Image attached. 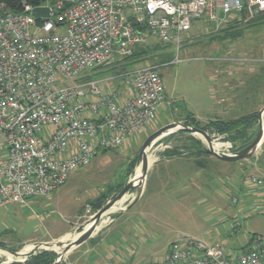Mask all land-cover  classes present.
I'll list each match as a JSON object with an SVG mask.
<instances>
[{"label":"built area","instance_id":"2783aa9c","mask_svg":"<svg viewBox=\"0 0 264 264\" xmlns=\"http://www.w3.org/2000/svg\"><path fill=\"white\" fill-rule=\"evenodd\" d=\"M263 13L264 0H0V205L50 196L98 153L134 141L168 104L159 65L119 75L108 90L90 72L151 38L175 50L176 64L196 21ZM249 181L264 190V179ZM164 264H264V234L237 256L183 237Z\"/></svg>","mask_w":264,"mask_h":264},{"label":"rangeland","instance_id":"374dc122","mask_svg":"<svg viewBox=\"0 0 264 264\" xmlns=\"http://www.w3.org/2000/svg\"><path fill=\"white\" fill-rule=\"evenodd\" d=\"M181 40L178 52L179 62L176 64L172 63L176 56L175 50L170 45L164 46L151 38L144 47L147 50L141 52L140 55L125 59L115 54L106 65L90 72L91 79L105 80L100 83V88L108 90L114 85H119L117 76L132 72L146 64H159L158 70L162 89L168 101L166 105L168 111L159 110L155 123L147 128V134L144 137L140 134L134 141L125 144L124 147H128L127 152H123L124 147L120 149L121 151L118 150V153L115 150L100 152L88 166L74 171L69 176L60 191L69 214L63 213V217L62 213L56 212L51 216L58 221L65 220L68 216L72 218V215H75L81 208L80 217L75 221L78 228L61 240L49 242L53 244V247L57 246V243L64 246L73 240L89 218L96 213L97 208L94 204L98 200L101 199L100 207H103L125 186L133 183L136 160L142 144L148 136L162 126H166L165 122L169 121L167 125L190 126L184 124V119L187 113H192L199 115L202 120L195 119L198 125L207 129L211 127L208 124L215 122L216 118L227 122L259 112L264 106V13L231 15L219 18L218 21L212 23L198 20L192 25L190 31L181 36ZM110 78L116 79L106 80ZM245 126L246 128H238L240 130L238 135H235L237 130H234L220 138H214V130H211L212 134L209 137L213 140L215 149L221 153L235 152L248 145L255 137L258 127L254 123ZM233 137L234 140H231ZM204 143L201 137L191 133L183 132L167 136L154 144L145 155L147 168L152 158L163 156L206 158L199 147V144ZM218 164L228 166L229 163ZM91 191L94 194L93 199L83 205L86 195ZM133 196L134 190L132 189L117 200L112 211L97 222L90 237L98 230L103 232L120 212L116 208L126 206ZM209 202L210 207L213 206L215 211H221L219 216L227 210L230 212V207L234 208L235 205L226 200V197L222 199L217 197L213 202L211 200ZM207 206L208 204L200 203L198 209L201 216L197 219V223L191 221L189 223L188 217L191 215H186L183 210H179L175 216L176 220L168 225H172L173 229L188 233L190 238L207 240L208 233L214 229L212 221H207L208 217H212V213L207 212L209 209ZM131 212L134 214V211L131 210ZM196 214V212L193 213L195 218ZM46 215L48 213L41 212L30 204L28 205L27 202L0 205V247L12 253L19 252L24 245H18L25 239L45 236L47 233L44 226ZM130 223L133 225L132 231L134 232L141 226L139 217L136 215ZM123 225V219L116 223L118 228H122ZM171 237L172 235L165 238L160 237L151 246L150 254H148L152 259L151 262L157 261L158 264H164L168 245L174 240ZM55 250L60 252L57 248ZM41 253L40 250H31L25 264L36 262L34 257ZM66 255L67 253L59 264H65ZM46 257L50 260L49 264H52L54 257ZM22 259V255H18L13 260ZM9 262L10 260L0 254V264Z\"/></svg>","mask_w":264,"mask_h":264},{"label":"crops","instance_id":"0c3cea01","mask_svg":"<svg viewBox=\"0 0 264 264\" xmlns=\"http://www.w3.org/2000/svg\"><path fill=\"white\" fill-rule=\"evenodd\" d=\"M166 105L160 111H168ZM187 114L202 121L199 115ZM165 124H169V121ZM147 130L141 133V136L144 137ZM119 151L115 150L117 153ZM127 151L126 146L123 152ZM205 157L203 159L181 156L152 158L137 203L130 209L119 212L103 232L98 230L92 237L72 250L73 252H68L65 264H118L120 262L158 264L157 261L151 262L152 259L148 256L151 246L160 237L172 235L171 238L174 240L188 237V233L173 229L172 225L168 224L176 220L175 216L179 210H183L186 215H191V217L187 216L189 223L196 222L201 216L198 209L200 203L208 204L207 212L212 213L213 218L208 217L207 221H212L214 227L213 231L208 233L207 240L203 241L210 245H220L227 255H239L246 249L252 236L264 234V218L260 213L261 208L264 207V190L252 185L249 181L250 176L264 179V140L250 156L239 161L225 162L212 156ZM218 163L229 164L224 166ZM230 163L234 164L230 165ZM62 187L48 197L32 198L27 201L28 205L48 213L45 216L46 220H43L47 233L45 236L27 238L18 246H25L30 242L49 243L61 240L78 228L75 221L80 217L81 208L72 215V218L68 216L66 221H58L51 216L56 212L62 213V216L63 213L69 214L65 199L60 194ZM93 197L94 194L91 191L86 195L83 205L88 204ZM217 197L221 199L226 197V200L235 204L234 208L230 207V212L227 210L219 216L221 211H215L213 206L210 207L209 202V200L213 202ZM130 212L132 214L129 216ZM194 212L197 213L196 218L193 216ZM231 212L232 214L229 215ZM135 215L139 217L141 226L134 232L130 222ZM121 219L124 225L118 228L116 223ZM235 222L240 224L238 229L233 226Z\"/></svg>","mask_w":264,"mask_h":264},{"label":"water","instance_id":"95a60500","mask_svg":"<svg viewBox=\"0 0 264 264\" xmlns=\"http://www.w3.org/2000/svg\"><path fill=\"white\" fill-rule=\"evenodd\" d=\"M32 15L38 18H41V17L46 18L49 15V11L47 8H35L32 11ZM263 116H264V106L260 109L259 112H257L256 124L258 127V131L255 137L248 145H246L244 148L238 151H235V152H225V153L218 152L213 145V140L205 132L195 127L175 125V124H170V125L161 127L156 132H154L152 135L146 138V140L142 144V147L138 153L137 160H136V168L140 166V170H141L140 180L136 184L134 183L128 184L121 190L120 193H118L117 196H115L112 200H110L106 205H104L103 207H98L96 213H94L89 218L87 223L84 225L82 230L77 234V237L74 240L66 243L64 246L61 245V243H57V246L55 247H53V244L51 243H42V242H34V243L27 244V245H31L33 247L32 250L52 252L56 256L52 264H59L66 253H68L70 250L75 249L76 247L81 245L91 236L92 231L94 227L96 226L97 222L110 212L111 208L114 206L116 201L119 200L126 192L132 189L134 190V196L132 200L126 206L117 207L116 209L119 210L120 212H124L125 210L130 209L132 206H134L137 203L142 193L145 175L147 172V162L145 161V155L147 154V152L151 150L154 144H156L157 142H159L160 140H162L163 138L167 136H170V135H173L179 132L191 133V134L198 135L205 142L204 144H200L201 151L203 154L212 156L213 158L217 160L225 161V162L239 161V160H242L250 156L262 142V138L264 135V129H263V124H262ZM94 206L97 207L96 204H94ZM55 248L59 249L60 252H57ZM0 251H3L13 256L14 258L17 257L18 254L20 253V251L12 253V252H9L1 248H0ZM29 255H30V252L23 255L24 257L22 260L12 259L10 260L9 263H6V264H24L26 258Z\"/></svg>","mask_w":264,"mask_h":264},{"label":"trees","instance_id":"16d2710c","mask_svg":"<svg viewBox=\"0 0 264 264\" xmlns=\"http://www.w3.org/2000/svg\"><path fill=\"white\" fill-rule=\"evenodd\" d=\"M260 15V14H258ZM258 17V16H257ZM147 50L144 47H140V48H136L134 53H133V57L140 55L141 52ZM126 59H130V58H126ZM159 65V64H156ZM184 124L185 125H190L191 127H195L203 132H205L208 136H210L212 134V132H210L211 130H214V138H220V136L225 135L226 133H230L231 131L237 130L235 135H238L240 130H238L239 127H244L246 128V124H250V123H254L256 125V121H257V112L256 113H252V114H248L246 116H243L241 118L235 119V120H231V121H222L219 120L218 118H216L215 122H210L208 125H210V128H202L198 125V121L195 120V118L191 117V116H186L184 119ZM179 133H183V132H179ZM178 134V133H176ZM174 135V134H173ZM171 136V135H170ZM234 140V137L231 138V140ZM200 147V144H199ZM245 147V146H244ZM242 147V148H244ZM201 148V147H200ZM241 148V149H242ZM106 151V150H105ZM103 152V151H102ZM202 152V151H201ZM1 249H4L2 247H0ZM51 258V256L54 257L55 259V254H53L52 252H46V251H42L41 254L37 255L36 257H34V260L36 262L34 263H29V264H49L50 260L47 259ZM46 257V258H44ZM25 264V263H24ZM27 264V263H26Z\"/></svg>","mask_w":264,"mask_h":264},{"label":"bare ground","instance_id":"6f19581e","mask_svg":"<svg viewBox=\"0 0 264 264\" xmlns=\"http://www.w3.org/2000/svg\"><path fill=\"white\" fill-rule=\"evenodd\" d=\"M263 129H264V120H263ZM264 140V135H263V138H262V141ZM141 178V170H140V166L137 167L135 169V179L133 181L134 184H136ZM112 211V208L110 210V212ZM77 237V235L73 238V240ZM72 241V240H71ZM33 249V247L31 245H26L23 247V249L20 251V253L18 255H22V257H24L23 255L29 253L31 250ZM0 254L4 255L8 260H12L14 259L13 256L3 252V251H0Z\"/></svg>","mask_w":264,"mask_h":264},{"label":"flooded vegetation","instance_id":"af4514ba","mask_svg":"<svg viewBox=\"0 0 264 264\" xmlns=\"http://www.w3.org/2000/svg\"><path fill=\"white\" fill-rule=\"evenodd\" d=\"M100 203H101V199L100 200H98V202L96 203V208H98V207H100Z\"/></svg>","mask_w":264,"mask_h":264}]
</instances>
